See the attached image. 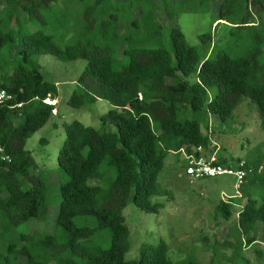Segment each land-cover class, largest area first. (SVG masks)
Instances as JSON below:
<instances>
[{"label":"trees","instance_id":"obj_1","mask_svg":"<svg viewBox=\"0 0 264 264\" xmlns=\"http://www.w3.org/2000/svg\"><path fill=\"white\" fill-rule=\"evenodd\" d=\"M111 1L94 0L75 9L70 22L79 37L61 46L38 23H48L47 18L59 25L67 22L60 6L65 0H0V88L13 95L11 105L22 104L0 107V264H203L193 256L173 261L164 240L144 244L137 260H127L131 242L124 210L132 198L140 209L158 211L163 204H153L151 197L172 195L158 181L168 155L180 156L185 170L181 149L191 153L200 146L212 152L211 137L202 130L211 115L224 121L249 98L257 105L264 131V19L256 21V14L264 16V0H221L213 24L256 29L253 45L237 56L217 52L210 31L200 35L203 43L212 45L203 59L177 24L169 29L173 56L164 47L145 43L161 35L163 19H176L182 10L207 12L214 0H127L122 10L114 11L103 5ZM140 29L142 34H132ZM17 41L20 58L8 69L12 61L4 59L3 52ZM40 55L87 61L70 105L81 107L89 97L113 107L102 117L101 130L78 120L65 124L58 154L64 181L56 219L63 233L27 232L17 238L21 223L46 221L49 213L45 172H34L37 162L26 148L54 114L55 104L44 100H57L59 93L55 83L43 78ZM122 55L127 62L115 68ZM240 160L246 159L218 155L224 167H237ZM263 188L264 172L249 173L241 196L219 204L218 218L230 220L235 204L243 202L236 238L220 243L216 239L218 251L225 245L235 249L236 256L260 240L263 248L257 254L264 258V224L259 225L264 223ZM79 217H90L94 224L80 225Z\"/></svg>","mask_w":264,"mask_h":264},{"label":"rangeland","instance_id":"obj_2","mask_svg":"<svg viewBox=\"0 0 264 264\" xmlns=\"http://www.w3.org/2000/svg\"><path fill=\"white\" fill-rule=\"evenodd\" d=\"M93 1L65 0L64 4L61 3L60 6L63 8L65 18L67 16V22L59 25L58 22H50V18H47L48 23L39 22L38 26L47 33L54 34L61 46L73 43L79 37V29L77 30L75 24L70 22L74 11L75 9H84ZM125 1L127 0H112L103 5L111 11L122 10ZM220 1L214 0L212 10L207 12L182 10L176 19H163L161 21L163 27L161 35L152 42L145 43V45L153 44L164 47L173 56L169 29L177 24L184 33L187 42L197 47L202 59L211 51L212 45L210 47L207 43H203L200 35L210 31H213V43L217 44V52L227 51L234 56L243 54L253 45L251 35L255 33L256 29L244 27L231 30L224 24H213ZM125 7L130 10L127 4ZM133 11H130L132 17L134 16ZM164 16L165 14L161 12L160 19ZM263 19V15L256 14L257 22H261ZM143 31L144 29L134 30L132 34H142ZM16 44L17 46L13 45L3 52L5 54L3 58L12 61L9 63L8 69H12L14 61L20 58L18 41ZM262 48V58L264 59V44H262ZM38 61L41 64L40 72L43 78L55 83L59 91L57 101L52 103L56 106L54 114L45 126L28 139L26 145L37 162L34 172H45L49 213L46 221L35 218L28 223H21L14 233V237L17 238L21 233L27 232L38 234L63 233L58 228L56 219L61 200L60 183L64 181L59 177L58 154L66 137L65 124L78 120L86 126L101 130L103 127L102 117L113 107L106 100L94 101L89 97L85 99V103L81 107H74L68 103L73 92L78 89L77 79L87 64L86 60L60 61L52 55H40ZM125 62H127V58L122 55L115 60L114 66L120 68ZM194 79V76L190 78L191 81ZM202 130L203 133L211 137L212 151L217 149L218 154L227 158L246 159L253 166L257 161L264 162V131L261 128L257 105L249 98H243L233 115L224 121L215 115H211L209 124L204 122ZM179 157L170 153L159 175V183L170 190L172 195L151 197L153 204H163L158 211H144L137 207L130 198L124 210L131 242L126 259L137 260L144 244H157L160 240H164L169 246L170 258L175 262L193 256L203 264H264V258H260L257 254V250L263 248L260 240L252 247H244L236 256H234L235 249L225 245L220 248V251L217 250L216 239L220 243L228 238H236L238 233L236 220L243 202L235 204L233 217L230 220L217 216L219 215L217 209L223 200H237L234 187L235 177L224 175L192 180L186 174L183 161ZM107 184L108 180L105 179L103 186L105 187ZM76 221L80 225L94 224V219L90 217H79ZM261 223L264 224L260 222L259 225ZM230 228H232V236L229 234ZM103 239L108 244V238L103 237Z\"/></svg>","mask_w":264,"mask_h":264},{"label":"built area","instance_id":"obj_3","mask_svg":"<svg viewBox=\"0 0 264 264\" xmlns=\"http://www.w3.org/2000/svg\"><path fill=\"white\" fill-rule=\"evenodd\" d=\"M13 99V95L5 89L0 88V107L1 106H9L10 108H20L22 104L11 105V100ZM46 104H52L53 100L48 97L44 100ZM213 146V144H212ZM215 149V147H214ZM191 153H188L184 148L180 150L183 158L187 161L185 172L192 180H198L202 178H213L220 177L224 175H232L235 177V190L236 197L241 195V188L246 181V177L249 173H263L264 172V163L255 167L246 162V160H240L237 167L233 165L229 167H224L220 163H218V152L217 149L212 152H205L203 147H196L192 149ZM0 151H3L0 148ZM201 154L198 156L197 153ZM206 153L207 155H203L202 153ZM6 156L4 159H8Z\"/></svg>","mask_w":264,"mask_h":264},{"label":"crops","instance_id":"obj_4","mask_svg":"<svg viewBox=\"0 0 264 264\" xmlns=\"http://www.w3.org/2000/svg\"><path fill=\"white\" fill-rule=\"evenodd\" d=\"M55 102L57 101V100H54Z\"/></svg>","mask_w":264,"mask_h":264}]
</instances>
